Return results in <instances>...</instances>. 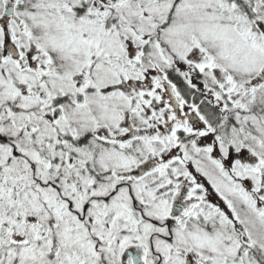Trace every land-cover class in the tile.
Listing matches in <instances>:
<instances>
[{
  "label": "snow or ice",
  "instance_id": "obj_1",
  "mask_svg": "<svg viewBox=\"0 0 264 264\" xmlns=\"http://www.w3.org/2000/svg\"><path fill=\"white\" fill-rule=\"evenodd\" d=\"M0 264H264V0H0Z\"/></svg>",
  "mask_w": 264,
  "mask_h": 264
}]
</instances>
